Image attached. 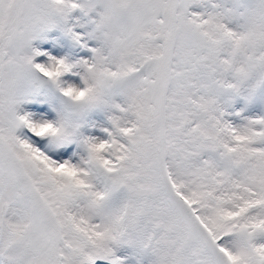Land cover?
I'll return each instance as SVG.
<instances>
[{"label":"snow or ice","instance_id":"snow-or-ice-1","mask_svg":"<svg viewBox=\"0 0 264 264\" xmlns=\"http://www.w3.org/2000/svg\"><path fill=\"white\" fill-rule=\"evenodd\" d=\"M0 264H264V0H0Z\"/></svg>","mask_w":264,"mask_h":264}]
</instances>
